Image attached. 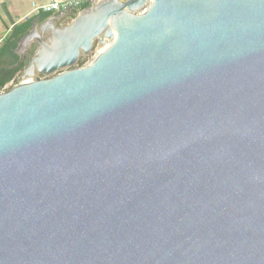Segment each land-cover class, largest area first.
<instances>
[{
    "label": "water",
    "instance_id": "95a60500",
    "mask_svg": "<svg viewBox=\"0 0 264 264\" xmlns=\"http://www.w3.org/2000/svg\"><path fill=\"white\" fill-rule=\"evenodd\" d=\"M39 20L0 91V264H264V0Z\"/></svg>",
    "mask_w": 264,
    "mask_h": 264
},
{
    "label": "crops",
    "instance_id": "0c3cea01",
    "mask_svg": "<svg viewBox=\"0 0 264 264\" xmlns=\"http://www.w3.org/2000/svg\"><path fill=\"white\" fill-rule=\"evenodd\" d=\"M65 0H0V67H7V69L20 68L16 73L14 80L7 83L5 86L12 87L16 84V79L20 74L22 68L26 65L28 58L33 53L32 47L27 54L24 55L20 61L19 55L13 50L11 34L16 26L26 21L32 22L40 17L39 23L44 22L50 15H41L33 12L32 4H42L50 2H62ZM58 14V13H56ZM55 15V14H54ZM69 21L71 19H68ZM31 28V27H30ZM4 90V89H3Z\"/></svg>",
    "mask_w": 264,
    "mask_h": 264
},
{
    "label": "built area",
    "instance_id": "2783aa9c",
    "mask_svg": "<svg viewBox=\"0 0 264 264\" xmlns=\"http://www.w3.org/2000/svg\"><path fill=\"white\" fill-rule=\"evenodd\" d=\"M98 1L100 0H65L62 2H50V3H42V4L33 3L32 10L33 12L41 15L56 14L67 10H73L76 13H79L83 9H85L90 3H95ZM97 50L98 49H96L95 52Z\"/></svg>",
    "mask_w": 264,
    "mask_h": 264
},
{
    "label": "trees",
    "instance_id": "16d2710c",
    "mask_svg": "<svg viewBox=\"0 0 264 264\" xmlns=\"http://www.w3.org/2000/svg\"><path fill=\"white\" fill-rule=\"evenodd\" d=\"M30 27H31V21H26L22 24H19L18 26L14 28L13 33L11 34L12 46H15L17 40L21 36L26 34L30 30ZM85 62L86 60L81 58L78 61V65L83 66ZM19 69L20 68L7 69V67H0V91H2L3 89L7 90L10 88V86L6 87L5 85L9 83L10 81L14 80L16 73L19 71Z\"/></svg>",
    "mask_w": 264,
    "mask_h": 264
},
{
    "label": "rangeland",
    "instance_id": "374dc122",
    "mask_svg": "<svg viewBox=\"0 0 264 264\" xmlns=\"http://www.w3.org/2000/svg\"><path fill=\"white\" fill-rule=\"evenodd\" d=\"M99 47H100V45H98V44L96 43L95 46H94V48H93V50H92L93 52H92L91 54H93V53L95 52V50L98 49ZM91 54H90V55H91ZM90 55H89V56H90ZM89 56L83 58V59L86 60V62L84 63V65H86V63H87V59H88ZM77 66H79V65L77 64Z\"/></svg>",
    "mask_w": 264,
    "mask_h": 264
}]
</instances>
